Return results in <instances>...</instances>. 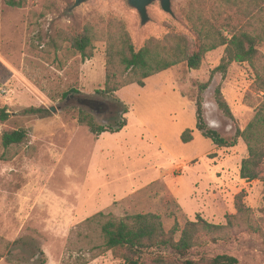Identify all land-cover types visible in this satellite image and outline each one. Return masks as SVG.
Instances as JSON below:
<instances>
[{
  "label": "rangeland",
  "instance_id": "rangeland-1",
  "mask_svg": "<svg viewBox=\"0 0 264 264\" xmlns=\"http://www.w3.org/2000/svg\"><path fill=\"white\" fill-rule=\"evenodd\" d=\"M6 1L0 0V108L9 115L0 122V264H123L111 251L99 254L97 226L87 227L86 219L151 213L168 231L197 216L225 225L237 205L248 209L253 230L194 248L186 258L227 255L237 264H264V167L259 180L240 179L243 141L217 148L195 129L198 88L211 76L201 95L206 126L228 141L246 128L264 103V42L253 65L233 62L224 74L212 73L224 57L219 47L197 70L178 64L143 87L120 88L112 99L96 93L104 88L108 41L116 39L111 30L122 26L136 50L168 33L194 40L184 18L191 0H170L172 14L152 2L143 25L127 0L76 7L75 0H23L20 8ZM85 29L93 52L83 60L71 39ZM217 87L233 120L215 103ZM85 100L106 110L97 113ZM118 102L126 110L119 132L95 136L77 123L83 112L95 124H110ZM30 108L36 113H24ZM15 129L25 130L26 139L3 148L2 134ZM186 130L192 139L182 143Z\"/></svg>",
  "mask_w": 264,
  "mask_h": 264
},
{
  "label": "trees",
  "instance_id": "trees-1",
  "mask_svg": "<svg viewBox=\"0 0 264 264\" xmlns=\"http://www.w3.org/2000/svg\"><path fill=\"white\" fill-rule=\"evenodd\" d=\"M6 4L20 8L23 0H8ZM184 18L194 40L185 35L168 33L163 39L147 40L136 50L122 26L111 30L116 39L108 41L104 88L96 93L114 99V93L120 88L132 84L143 87L145 79L181 63L190 70H197L204 55L219 47H224V57L212 73L224 74L233 62L253 65L256 61L257 47L264 42V0H191L184 11ZM92 38L89 30L85 29L71 39L72 48L83 60L92 57ZM52 46L57 49L58 43L52 41ZM211 79L212 76L198 88L195 129L217 148L234 147L241 139L246 146L247 157L241 162L239 178L247 182L259 180L264 167V103L246 128L243 131L236 128L234 136L228 141L208 128L204 121L201 95L209 87ZM214 95L221 112L233 120L218 87ZM67 96L68 93L62 95L63 98ZM118 105L121 110L111 118L110 124H95L93 118L83 112L78 113L77 123L87 127L95 136L117 133L126 126L123 119L126 110L120 102ZM24 113L35 114L36 111L30 108ZM8 118L5 108H0V122H6ZM192 132L184 131L181 142L191 141ZM26 136L23 129L5 131L1 136V145L5 149L19 145ZM248 212L247 208L237 205L236 214L229 216L225 225H214L197 216L195 221L186 222L181 229L174 223L168 231L163 229L160 217L151 213L123 218L98 213L83 224L87 227L96 224L101 243L95 248L102 250L99 254L111 251L123 264H237L235 258L227 255L200 258L197 263L186 257L194 248L218 242L227 243L236 237L237 232L253 230L245 216ZM178 233L179 238L175 239ZM82 238L88 239L87 235Z\"/></svg>",
  "mask_w": 264,
  "mask_h": 264
},
{
  "label": "water",
  "instance_id": "water-1",
  "mask_svg": "<svg viewBox=\"0 0 264 264\" xmlns=\"http://www.w3.org/2000/svg\"><path fill=\"white\" fill-rule=\"evenodd\" d=\"M84 1L85 0H75L74 7L78 6ZM154 1H159L160 7L164 12L172 14L170 8V0H127V4L137 11L141 24L143 25L148 21L146 9ZM93 106L97 107V104H93Z\"/></svg>",
  "mask_w": 264,
  "mask_h": 264
},
{
  "label": "flooded vegetation",
  "instance_id": "flooded-vegetation-1",
  "mask_svg": "<svg viewBox=\"0 0 264 264\" xmlns=\"http://www.w3.org/2000/svg\"><path fill=\"white\" fill-rule=\"evenodd\" d=\"M84 102L85 105H87L88 107L92 108L95 112L99 113V112H104L106 110V107L104 104H99V103H95L93 101H82V103ZM93 104H97V107H94Z\"/></svg>",
  "mask_w": 264,
  "mask_h": 264
}]
</instances>
